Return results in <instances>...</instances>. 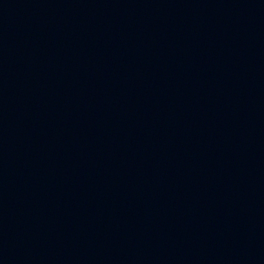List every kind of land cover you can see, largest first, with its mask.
<instances>
[{"label": "water", "instance_id": "95a60500", "mask_svg": "<svg viewBox=\"0 0 264 264\" xmlns=\"http://www.w3.org/2000/svg\"><path fill=\"white\" fill-rule=\"evenodd\" d=\"M0 264H264V0H0Z\"/></svg>", "mask_w": 264, "mask_h": 264}]
</instances>
